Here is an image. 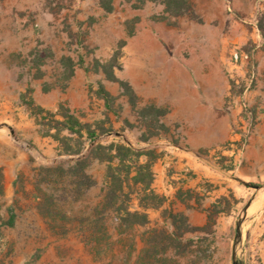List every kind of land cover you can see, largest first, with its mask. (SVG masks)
Instances as JSON below:
<instances>
[{
  "label": "rangeland",
  "instance_id": "obj_1",
  "mask_svg": "<svg viewBox=\"0 0 264 264\" xmlns=\"http://www.w3.org/2000/svg\"><path fill=\"white\" fill-rule=\"evenodd\" d=\"M111 1L114 10L108 14L99 0H0V237L11 225V209L19 222L14 247L18 252L29 250L28 264L44 257L47 260L42 264H232L237 221L256 191L230 176L263 185L264 162L243 173L244 156L235 164L233 157L195 155L219 180H192V171L177 173L170 165L172 193H155L164 196L166 203L146 211L148 224L128 225L122 222L125 213L118 210L127 206L131 213L141 211L140 196L133 194L128 202L121 204L120 200L108 207V165L95 160L84 169L94 185L75 189L73 180L82 179L71 176L74 162L54 160L77 156L64 150L83 145L86 150L91 142L49 128L50 117L45 114L44 123L21 102L25 96L52 114L63 107L96 132V145H128L127 140L136 150L145 147L141 142L145 135L140 136L138 128H150L153 123L138 121L132 126L124 121L123 100L131 103L133 97L119 82H109L104 69L111 67L110 72L121 80L125 40L146 24H158L153 16L160 15L163 7L146 4L135 9V0ZM204 1L207 13L216 11L238 22L211 27L228 38L231 97L227 106L238 107L240 113L241 101L247 102L256 115L255 135L264 115V35L258 26L264 0H224L220 10L210 9ZM171 23L161 22L164 25L158 28L166 29ZM185 30L188 27L176 31ZM236 52L248 55L237 67L233 64ZM101 86L111 97L109 106L98 93ZM134 115L139 120L140 113ZM55 119L62 121L60 115ZM104 136L109 137L100 140ZM10 150L13 165L7 160ZM166 155L175 162L172 153H154L156 158ZM172 215L186 217L189 227L205 226L209 215L214 223L207 228L208 236L185 234L178 252L162 235L156 243L151 238L155 230L172 234ZM243 233L244 264H264V205L249 217Z\"/></svg>",
  "mask_w": 264,
  "mask_h": 264
},
{
  "label": "crops",
  "instance_id": "obj_2",
  "mask_svg": "<svg viewBox=\"0 0 264 264\" xmlns=\"http://www.w3.org/2000/svg\"><path fill=\"white\" fill-rule=\"evenodd\" d=\"M203 1L190 0L200 23L184 16L175 20V26L161 30L158 26L164 25L160 24L164 21L153 19L159 23L140 27L125 40L122 47L123 75L120 81L128 85L134 97L133 103L123 97V119L132 126H136L138 121H154V130L139 125L138 134L148 138L141 141L145 147L139 150L174 155V163L166 155L158 157L152 168L154 180L151 188L155 193L165 196L172 193L168 184V180H174L168 174L170 165L177 173L192 171L195 175L192 180L208 177L210 180H219L208 167H203L202 158L197 159L195 155L219 154L223 158L231 157L230 143L239 138L235 133L238 107L227 106L231 97L226 60L228 38L211 27L214 23L238 22L233 16L222 17L216 11L207 13L203 10ZM223 1L204 2L208 3L210 9L220 10ZM185 27L188 30L176 31L178 28L184 30ZM150 107L162 110L164 114L156 118L142 116V112ZM137 113H140L139 120L134 115ZM260 118L258 131L249 139L244 153L243 173L264 162V115ZM8 153L10 156L7 160L13 165V152L10 150ZM144 162L145 157L141 159V163ZM9 177L8 172L6 180ZM9 212L8 220L12 215L11 209ZM13 217V223L0 237V259L3 264H28L29 250L18 252L17 247H14L19 222L15 214ZM45 260L47 258L44 257L37 264Z\"/></svg>",
  "mask_w": 264,
  "mask_h": 264
},
{
  "label": "trees",
  "instance_id": "obj_3",
  "mask_svg": "<svg viewBox=\"0 0 264 264\" xmlns=\"http://www.w3.org/2000/svg\"><path fill=\"white\" fill-rule=\"evenodd\" d=\"M132 0H128L131 2ZM100 5L103 7L105 12L112 13L114 10L111 0H99ZM146 4H155L161 5L163 7V12L160 15L153 16L154 20L157 21H172L171 25H176V19L188 16L191 20L200 23L201 20L199 16L195 13L190 0H135L132 4V7L135 9H142ZM258 26L262 30L264 35V13L261 18L258 19ZM111 67H105L104 73L106 74V79L112 82H119L120 85L126 88V91L130 92L128 85L120 80H118L112 72H110ZM99 95L105 100L106 104L109 106L110 95L104 91L102 86L98 91ZM133 97V94H131ZM21 102L24 103L31 113L42 119L46 123L45 114L50 117V122H48V127L56 129L58 132L62 130L68 131L71 135H76L81 139H88L91 143L95 142L98 139V135L94 130H91L86 125H83L79 122L73 115L63 107L60 108V111L56 114L51 112H46L40 106H37L35 102L27 100L25 96L21 97ZM134 102V97L132 103ZM164 114L162 110L150 107L142 112V116H151V117H160ZM60 115L62 121L56 120L55 117ZM150 125V130H154L156 126L154 121ZM148 138L145 136L146 141ZM84 145L74 150L71 148H66L64 153L66 154H80L84 150ZM154 151H143L136 150L124 143L121 142H111L109 144H98L94 146L88 156L82 160L76 161L71 166V176L72 177H81L82 180H73L72 184L75 189L82 188L83 185L88 187L94 185L92 180H89V177L84 173V169L87 167V164L90 161H98L100 163H106L108 165V172L106 175V184H107V193L105 203L108 207H113L117 205V202L121 200V204L128 202L130 197L133 194L140 196L139 198V207L141 211H135L131 213L128 211L127 206L118 210L119 214L125 213L122 216V222L128 223V225H146L148 224V218L146 211L149 209H159L162 208L166 203L164 196L156 195L153 189L151 188L154 173L153 165L157 160L154 157ZM145 157L146 162L141 163V159ZM134 173V174H133ZM76 191V190H75ZM13 216L11 215L9 224L13 223ZM172 226L175 227V230L172 234H168L164 230L153 231L151 238L154 240L152 243H156L155 239L158 238V235H162L163 240L170 242L171 247H174V250L181 249V242L185 234H204L209 235L207 228L214 223L212 220V215H209L208 222L203 227H189L187 223V218L183 215H172L171 217ZM193 241V240H192ZM189 241L190 244L193 242ZM170 250L167 249L166 252ZM165 251V250H164ZM164 254H166L164 252ZM197 264V262H196Z\"/></svg>",
  "mask_w": 264,
  "mask_h": 264
},
{
  "label": "water",
  "instance_id": "obj_4",
  "mask_svg": "<svg viewBox=\"0 0 264 264\" xmlns=\"http://www.w3.org/2000/svg\"><path fill=\"white\" fill-rule=\"evenodd\" d=\"M0 127H2V126H0ZM9 131H10L12 138L14 140L18 141V138L16 137L15 131L11 128H9ZM115 136L116 137H122V138H124V140H126L123 134L116 133ZM108 137L109 136H104V137L100 138V140H106ZM126 142L129 146H132V144L129 141L126 140ZM95 145H96V141L92 142L88 146V148L86 150H84L82 153H80L79 155L59 158V159L54 160V162L66 163V162H75V161L82 160L88 156L91 149ZM230 178L238 181L240 184L244 185L245 187L253 188L256 191V194L246 204L245 208L243 209L241 216L239 217V219L237 221L236 234H235L234 244H233L232 264H244V253H243L244 252L243 251L244 250V248H243L244 233H243V228H244V224L249 219L248 210L256 202L257 198L264 193V184L263 185H254L252 183L245 182V181H243L239 178H236L234 176H230Z\"/></svg>",
  "mask_w": 264,
  "mask_h": 264
},
{
  "label": "built area",
  "instance_id": "obj_5",
  "mask_svg": "<svg viewBox=\"0 0 264 264\" xmlns=\"http://www.w3.org/2000/svg\"><path fill=\"white\" fill-rule=\"evenodd\" d=\"M247 54H239L236 52L233 55V64L235 67L241 63L242 60H247ZM256 129V115L245 100L241 101L240 113L236 126V135L239 137L230 143V150L235 164L241 163L246 148L249 144V139L254 135Z\"/></svg>",
  "mask_w": 264,
  "mask_h": 264
},
{
  "label": "bare ground",
  "instance_id": "obj_6",
  "mask_svg": "<svg viewBox=\"0 0 264 264\" xmlns=\"http://www.w3.org/2000/svg\"><path fill=\"white\" fill-rule=\"evenodd\" d=\"M262 205H264V193L257 198L256 202L248 210L249 217L258 211Z\"/></svg>",
  "mask_w": 264,
  "mask_h": 264
}]
</instances>
